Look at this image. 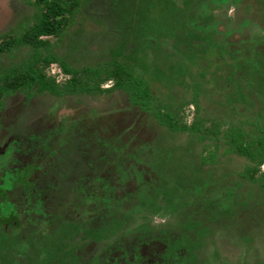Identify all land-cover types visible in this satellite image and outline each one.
<instances>
[{"label":"rangeland","instance_id":"rangeland-1","mask_svg":"<svg viewBox=\"0 0 264 264\" xmlns=\"http://www.w3.org/2000/svg\"><path fill=\"white\" fill-rule=\"evenodd\" d=\"M119 2L113 0L116 6L113 8L109 4L99 6L96 0H80V5L72 14L66 10L56 14L52 19L64 25L61 38L41 36L50 46L38 48L37 51L42 54L45 53L43 51H51L61 57L68 55L69 62L76 65L95 67L116 62L133 66L130 68L134 74L148 80L155 99L151 107L163 104V111L170 109L178 130L170 131L166 125L156 121L150 112L131 104L129 95L122 90L99 93L80 90L53 96L38 93L33 88L31 96L22 90L0 95L3 104L0 111V145L7 138L15 136L10 129L14 132L22 129L24 135L18 136L24 142L32 131L41 134L39 138H46V134H50L48 143L52 144L49 146L51 151L61 136L56 131L49 133L46 128L57 129L66 121L81 117L83 121L79 127L86 138L85 147L69 151L68 157L78 161L80 166L72 168L75 175H69L68 180L77 181L79 171L80 176L89 177V185L94 189V196L91 192L87 193L94 200L87 201V204L93 203L91 208L106 206L105 209L111 214L109 219L125 220V228L128 225L134 227V221L138 226L143 223L148 227L150 225L152 230L148 231L147 237L151 238L147 240L153 242L157 237L166 239L169 234L177 232L192 237L194 230L205 229L201 237L203 247L195 251H180L181 254L185 253L188 264H264V203L257 208L255 205L241 207L237 214L208 222L199 211L201 205L190 199L191 195L177 193L178 188L188 189L190 183L208 181L211 185L213 183L210 189L218 195L223 196L222 189H227L229 192L233 190L231 193L234 192L238 201L260 202L262 199H257L258 193H261L257 184L254 187L247 182V178L244 181L239 177L247 169V159L235 152H228L230 147L225 134L233 131L236 135L241 130L244 143L253 146V141L260 134L258 127H264V0H135L133 5L132 1L124 0L123 7ZM19 7L11 0H0V42L5 37L23 34L38 18V9ZM130 25L133 27L131 33ZM160 25L166 29L162 31L163 44L169 52L165 56L161 53V38L158 40V35L151 34ZM17 26L20 29H16ZM175 30L180 31L179 42L170 35ZM175 44L179 45L178 49L173 47ZM33 50L23 45L11 52H0V62L18 66L30 58ZM45 72L59 86L69 79L57 62H51ZM90 84L94 83L90 81ZM112 84L113 80L101 83L103 88ZM226 85L230 88L227 91L224 89ZM192 123L201 125L196 134L188 130ZM90 128H94L95 135L104 138L105 143L111 139L112 149L116 148L117 152L106 154L101 151L98 157L94 152H88L90 146L92 149L102 147L100 143L91 144L87 137ZM117 146L122 150H118L120 148ZM46 153L48 155V150L40 151L38 155L45 156L38 162L45 163V167L43 171L34 172L36 186L41 183L51 185L59 180L55 173L58 171H52L46 165L50 159ZM58 155H54L55 160ZM103 155L104 162H101L99 156ZM210 155L216 156V161L202 164V159ZM28 156L22 157L29 159ZM58 163L56 160L53 164L55 168L59 167ZM131 165L140 167L141 181L131 171ZM119 167L126 169V181L120 180ZM46 169L48 175L44 173ZM261 169H264V165L254 177L259 179ZM98 177L107 179L108 190L105 185L95 181ZM142 189L146 195L140 197ZM71 190L75 193L72 187L67 190L66 206L50 205L52 210H72L73 205L69 201L76 204L74 201L84 200L83 194L79 192L76 197ZM149 203L151 205L147 210L152 215L148 212L149 218H145L143 211ZM137 204H141V207H137ZM131 209L133 217L128 220ZM100 212L97 210L92 216L90 213L86 216H96L94 219L103 217L105 214ZM38 217L42 218L39 215L33 219ZM69 218L75 220L72 213ZM154 222L162 223V226L152 227ZM193 222L199 225L195 226ZM166 223L173 225V230L167 231ZM190 224L193 226L188 228ZM138 226L128 233V237L137 235ZM66 227L63 230L67 231ZM72 229L76 232L73 237L81 239V243L89 238L88 232H93L97 240L106 232L99 226ZM237 234H250L249 250L237 245ZM31 235L34 237L35 234ZM139 235L128 243L135 245L133 241ZM122 239L126 241L124 237ZM153 242L152 245L155 244ZM41 248L45 247L40 245L35 249ZM87 249L92 252V245ZM143 249L146 250L143 256L149 257L148 248ZM153 249L159 253L161 251L158 247ZM125 250L131 253L130 249ZM48 251L52 262L68 263V257L63 253ZM9 259L14 260L8 258V262ZM153 259L158 261V258ZM73 261L71 256L69 262Z\"/></svg>","mask_w":264,"mask_h":264},{"label":"trees","instance_id":"trees-1","mask_svg":"<svg viewBox=\"0 0 264 264\" xmlns=\"http://www.w3.org/2000/svg\"><path fill=\"white\" fill-rule=\"evenodd\" d=\"M39 1H42V3L38 6V8H36L40 11L36 21L23 34H14L10 37H5L0 42V52H11L12 49L23 45H27L28 47L34 49L30 52V58L25 59L18 66L12 64L8 66L0 62V95L22 90L27 96H31L34 92L33 88H36L38 93L45 92L53 96H61L65 93H74L80 90L90 93L122 90L129 95L131 104H137L140 109L150 112L156 121L162 125H166L170 131L178 130L176 120L173 118L171 111H169L170 109L163 111V108L165 107L163 104L151 107L150 104L154 103L155 99H153L150 92L151 90L150 85H148V80L144 79V77H140L138 74H134L133 69L130 68L132 66L127 67L116 62L104 63L95 67H92V65H76L75 63L73 64L69 62L68 55L61 57L51 51H43L45 52L44 54H42L41 51H37L38 48H47L50 46L48 41L41 39V36L54 35L59 38L62 36L64 25L62 26L59 21L52 19V17L56 14H60L64 10H66L68 14H72L80 5V0H70L68 3L65 0ZM106 1L111 6L110 0H105L104 5L107 4ZM151 34H154V30ZM51 62H57L61 71L69 75V79H67L64 85L59 86L53 78L46 74L45 68L50 65ZM106 80H113V84L109 88H106V86L103 88V85H101V83ZM90 81L94 84H90ZM224 89L227 91L230 88L226 85ZM195 107L198 109V104H196ZM200 129L201 125L198 123H192L190 127H188L191 134L198 133ZM90 130L91 132L87 137L92 142L91 144L100 143L102 147H94V149H92L91 146V149L86 147L89 148L88 152H94L97 157L101 151H105L106 154L111 151L117 152L116 148L112 149L111 139H108L105 143L104 138L95 135L96 132L94 128H90ZM258 130L260 134L257 139L253 141V143L255 142L253 146L251 144L244 143L242 137L243 133L241 130H239L236 135H234L233 131H230L229 133L227 132L225 135H227L226 143L228 144V147H230L228 152H235L247 159V169L243 174H239V177L243 178L244 181L247 178V182L254 187L257 184L261 191V193H258L259 198L257 199L262 198L263 200L261 199L260 202H249L250 200L245 202L243 200L238 201L235 198L236 195L234 192L231 193L233 190H230L229 192L227 189H222L224 192L223 196L222 194L218 195L216 191L210 189V186H212L213 183L211 185L208 181H203L201 184L194 182L190 183L188 189L178 188L177 193L179 195H184L182 192H186V194L191 195L190 199L196 200L198 205H201V208L199 207V211H201L203 218L207 219L208 222H216L221 217H227L230 216V214H237L238 209L244 206L247 207L255 205V208H257L258 205H263L264 169H261L262 174L259 179L258 177H254L264 165V127H258ZM212 133H215V131ZM98 134H100V132H98ZM83 135H76L73 137L61 135V138L59 137V143L55 145L56 148L54 147L51 151L49 146H52V144L49 145L48 143L50 134H46V138H43V136L40 138L36 136H29L25 142L22 143L20 148H12V150H15V164L8 165L5 163V158L0 156V264H64L61 262H52L51 255L48 253V250L55 251L57 254L61 252L63 255H66V257H68L67 264H111L112 262L109 261L108 256L104 251L102 252V250L98 249L96 253L91 254L87 248H89L92 243L94 244L95 241H103L106 243V239L110 241L115 240V237H119L121 235L124 239H126V241L120 246V248L125 251L123 254L125 257L119 262H114V264H144L145 261H143L142 257L137 259L139 255H136L135 257L133 254L134 250L138 251L140 244H144L145 248H148V252L154 255L158 254L160 259L154 264H188L187 260L184 258L185 253L181 254L180 251H195L198 248L203 247L201 237H203L205 229L194 230V235L192 237L185 235L182 232H177L175 234H169L166 239L157 237V240L155 239L153 242L151 240H147L151 238L147 237V234H149L152 230L150 225L148 227V225L146 226V224L143 223V225L138 226V224L134 221V227L138 226L136 233L137 235H140L133 241L135 245H131L128 242L132 241L137 235L135 236L133 234L128 237V233L131 232L134 227L128 225L125 228V220L116 221L109 219L110 216L108 209H105L107 207L104 206L100 209L99 207H95L94 209L95 211H102L100 213L103 215L105 214L102 220H100V222L96 220L91 222L94 225L99 224L96 226L103 227V232L104 230L106 231L103 233L102 240H97V237L93 234V232H88L87 236L89 238H86L87 240L84 242L82 240V243L81 239L73 237V234L76 232L72 228L79 227L82 224L80 223L81 219L71 220L69 218V210H66V208L62 211L52 210L50 205L53 207H57V204L66 206L64 201H67V190L71 189V187L75 190L76 194L72 190L71 193H74L76 197H78L77 194H79V192L84 195V197H82L84 200L74 201L77 207H81L84 205V202L89 200L94 202V200H91L90 197L87 196V193L89 192H91V195L94 196V189L89 185L91 184L89 182V177H86V175L80 176L81 172L79 171L78 177L80 178L77 181H73V183L68 180L69 175H75L72 168L80 166L78 161L75 162L74 159H70V157H68L69 151H72L77 144H80L81 148L85 147L84 144L86 142V138ZM37 138H39V141ZM32 140L34 141L32 142ZM69 140H74V144L71 145ZM65 146H68L69 148ZM114 147L116 146L114 145ZM118 148H120L118 150H122V147ZM39 150L43 152L48 150V155L47 153L45 155L52 159H49L46 165L50 166L49 168L52 171H58L55 173H57L59 180L51 185L48 183H41L36 186L37 183L29 180V177L33 175L34 171L37 172L39 169L42 171L43 167H45V163H38L42 161L41 159L43 157V155L42 157L38 156L40 152ZM17 154L20 155L17 156ZM26 154L30 155L28 156L29 159H24L22 157ZM55 154H59L58 159H56L57 163L61 161L60 164L58 163V168H55V165H52V160L54 162L56 161L54 159ZM103 156H99L101 162H104L102 159L105 158V155ZM22 158L24 160H22ZM68 159L69 161H67ZM216 159V156L210 155L208 158L204 157L201 162L202 164L208 162L213 164ZM130 168L137 177V180L141 181L143 177L141 172H139L140 167L131 165ZM47 170L48 169H46L45 173H47ZM68 170L69 172H66ZM117 171H119L120 180L126 181V178L128 177L126 175V169L123 170L119 167L117 168ZM95 181L102 183L106 188V178L98 177ZM207 187H209V189ZM106 190H108V188H106ZM21 192H23L22 195H20ZM140 193V197L146 195L143 189ZM237 197H239V195ZM52 202L54 204H52ZM253 202L254 204H252ZM70 203L71 202L69 201V204ZM69 204L67 203V205ZM150 205L151 204L149 203L147 204V207L144 208L145 211L143 212L145 214V218H149V213L152 215L151 211L147 210L150 208ZM136 206L141 207V204H137ZM132 214L133 209H131V212L127 216L128 220L133 217ZM39 215H41L42 218L39 219L38 217V219H33L35 216ZM131 220L133 221V219ZM149 221L152 222L150 219ZM4 222L8 223L7 228L5 227ZM194 225L197 226L199 223H194ZM92 226L93 225H90L89 222L88 227L91 228ZM192 226L193 225L190 224L187 227L190 228ZM65 227L68 228L67 231L63 230ZM152 227H154V224ZM172 227L173 225L168 226L166 223L165 228H168L167 231L171 230ZM31 234H35L34 237H32ZM251 239L250 234H246L245 236L244 234H237L236 241L239 242L237 245L247 251L251 247ZM36 241H38V243ZM152 242L155 244L152 245ZM156 242L158 245H156ZM93 244L92 248H95V246L93 247ZM40 245H43L45 248L35 249ZM96 246L98 247L99 245ZM105 246L106 245H104V249ZM153 247L161 249V254L155 251L156 249H153ZM98 248H101V246ZM125 249H130L129 251L131 253L129 252L130 254H128ZM215 253H217V251ZM131 254L132 257L135 258L134 261H132L129 257ZM71 256L74 258L72 263L69 262ZM8 258H14V260L9 259L8 262ZM162 260H164L163 263H161ZM145 264L150 263L145 262Z\"/></svg>","mask_w":264,"mask_h":264},{"label":"flooded vegetation","instance_id":"flooded-vegetation-1","mask_svg":"<svg viewBox=\"0 0 264 264\" xmlns=\"http://www.w3.org/2000/svg\"><path fill=\"white\" fill-rule=\"evenodd\" d=\"M11 1L12 2H15V3H18V7L20 6L19 8H21V9H26V8H30V7L38 8V6L42 3V1L40 2L39 0H11ZM98 1H99V3L101 5H104V3H105V0H98ZM114 1H120L121 4H122L121 7L124 6V4L122 2L124 0H114ZM129 1H132V5L135 3V0H129ZM110 2H111L110 4L112 5V7L115 8L116 6L113 5V0H110ZM120 2H119V4H120ZM108 4L109 3L107 2V5ZM101 5H99V6H101ZM19 16L20 15H17V18H20ZM178 17H176V19ZM180 17L183 18L182 16H180ZM181 18H179V19H181ZM24 19H27V18H24ZM172 22H174V18H172ZM164 27L165 26H162V25H160L159 27H157L154 30V34L153 35L154 36L155 35H158V37L156 38L158 40H160V38H161V40H160V43H162V45H161L162 46L161 53L164 54V56H165V55L169 54V52L167 50V46H165V44H163L164 43V38L162 37V35H163V32L162 31L163 30H166ZM132 28H133L132 25H130V28H129L130 33L133 31ZM16 29H20V26H17ZM179 32H180L179 30L178 31L175 30V31H171L170 32V35L172 34L171 36H173L172 39L176 38V41L177 42H179V36L181 35V34H179ZM167 33H169V32L167 31ZM170 46H172V45L170 44ZM178 46H179L178 44H175L173 47H175V48L177 47V49H178ZM171 51H173V49ZM158 57L159 56L157 55V58ZM109 87H106V88H109ZM2 109H3V104L1 103V99H0V111ZM95 117H98V115H95ZM19 121H21V120L19 119ZM82 121H83V119L81 117H78L77 116V117H74V118L70 119L69 121H66L65 123H62V125L60 124L59 125L60 127L57 128V129L56 128L53 129V130H51V128H46V129L48 131H50L49 133H51V131L52 132L53 131H56V134L58 136H61V135L63 136L64 135V136H69V137L71 136V137H73V136H76V135H83V131H82L83 129L81 127H79V125L82 126L81 125L82 124ZM0 127H1V124H0ZM7 129H9V127H7ZM35 130H39L40 131L39 128H36ZM10 131H11V134L12 135L17 136L18 138L15 137V136L14 137H10V138H7L6 137L7 139L0 145V156H2L3 158H5V163H7L8 165H13V164H15V162H14V159H15L14 158L15 157L14 156L15 150H12V148L13 147H19L20 148L22 146V143L24 142V139L22 140L18 135H24V134L22 133V129H19V131H16V132H14L12 129H10ZM35 132L36 131H32L30 134L27 135V137H29V136L39 137L41 135V134H38V133H35ZM47 135H49V134H47ZM37 140L39 141V138H37ZM69 143L71 145H73L74 144V140H69ZM77 148L78 149H81V145L80 144H77L76 147H74V149H77ZM18 155H20V154H17V156ZM22 160H24V159L22 158ZM71 162H72V160H71ZM52 163L55 164V162L53 160H52ZM40 171H41L40 169L37 170V172H40ZM42 171H43V169H42ZM34 172H36V171H34ZM34 172H33V175L31 177H29V180L30 181H33V182H34V180L36 178V176H34ZM44 173H45V171H44ZM22 193L23 192H21L20 195H22ZM70 205H73V206H72V210H69V212L70 213H73V217L75 218V220L81 219V223L82 224L80 226H89V222H90V225H93V226L99 225V224H95L94 225L91 222L94 221V220L100 222V220H102V218H103V217H100V218L94 219L96 216L95 217H92V218H89L90 215L86 216V214H88V213H90L91 216H92L93 215L92 213L95 212V210H94L95 208H91L92 205H93L92 202H91V204H87V202H84V206L83 207L81 206L82 208L80 206H78V210L76 209L77 208V205L72 204V203H70ZM89 207L91 209H89ZM109 216H111V214H109ZM153 224H154V227H157V228L160 227V226H162V223H158V222L157 223L154 222ZM4 225H5L6 228L8 227V223L4 222ZM115 238H116L115 241L114 240H111L110 241V240H107L106 239V243H104L103 241H100V242H96L95 241L94 244L92 243L93 244V247L95 246V248H92L93 251L92 252H89V253L94 254V253L97 252L98 249H100V250H102V252L104 251L105 254L108 256L109 261L112 262L111 264H114V262H116V261L119 262L121 259H123L125 257L123 255L125 251L120 248V246L125 241L122 239L123 238L122 235L119 236V237H115ZM100 240H102V238H100ZM96 245L101 246V248H98L99 246L97 247ZM104 245H106L105 246V249H104ZM139 246L140 247H138V251L135 250L133 252V254H134L135 257L138 254H141L142 255V256L139 255V257H137V259L140 258V257H142L143 261H145L146 263L150 261V264H154L155 262H157L156 260L153 259V257L158 258V260L160 259L159 256H158V254L154 255V254H152L150 252H147V254H148L149 257L143 256L144 254H146V250L143 249V248H145V245L144 244H140ZM142 252H144V253H142ZM19 256H20V254H19ZM131 259H132V261L135 260L134 257H132ZM145 262H144V264H145Z\"/></svg>","mask_w":264,"mask_h":264}]
</instances>
